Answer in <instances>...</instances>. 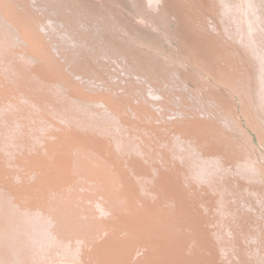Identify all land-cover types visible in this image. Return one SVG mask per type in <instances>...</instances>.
Instances as JSON below:
<instances>
[{
    "label": "rangeland",
    "instance_id": "obj_1",
    "mask_svg": "<svg viewBox=\"0 0 264 264\" xmlns=\"http://www.w3.org/2000/svg\"><path fill=\"white\" fill-rule=\"evenodd\" d=\"M0 264H264V0H0Z\"/></svg>",
    "mask_w": 264,
    "mask_h": 264
},
{
    "label": "trees",
    "instance_id": "obj_2",
    "mask_svg": "<svg viewBox=\"0 0 264 264\" xmlns=\"http://www.w3.org/2000/svg\"><path fill=\"white\" fill-rule=\"evenodd\" d=\"M247 107H248V109H247ZM250 108H251V107H250L249 105H248V106L246 105V109H247V110H251ZM247 122H248V124L253 128L252 124H250L251 120L249 121V119H247Z\"/></svg>",
    "mask_w": 264,
    "mask_h": 264
}]
</instances>
